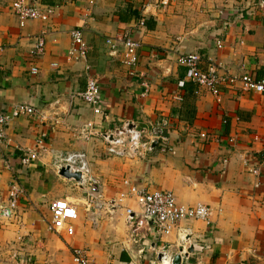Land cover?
Masks as SVG:
<instances>
[{
    "label": "crops",
    "instance_id": "obj_1",
    "mask_svg": "<svg viewBox=\"0 0 264 264\" xmlns=\"http://www.w3.org/2000/svg\"><path fill=\"white\" fill-rule=\"evenodd\" d=\"M26 1L41 10L51 6L54 13L19 26L12 0H0V112L28 104L43 115L42 121L18 116L5 126L0 205L8 199L13 178L24 195L16 214L0 220V263L25 252L19 243L24 245L27 226L39 236L40 214L49 213L51 201L83 196L84 189L57 169L61 156L82 150L106 198L126 191L127 180L145 190H169L179 203L209 205L210 221L183 220L169 234L131 242L123 206L134 207L133 200L118 199L122 207L112 214L102 212L94 225L80 210L75 232L53 233L50 243L58 249L35 255L43 262L33 264H75L71 247H86L96 264H161L156 252L162 245L171 256L191 247L181 264H264V95L238 85L222 87L219 101L203 88L195 94L198 86L184 78L185 67L177 60L180 53L198 52L203 68L212 59L231 73L264 79V0H161L157 8L149 5L145 11L143 0ZM143 15L145 24L139 26ZM73 27L82 29L89 46L87 61L100 87L103 115L95 114L79 95L85 85L84 62L66 59ZM40 32L44 51L32 56ZM124 32L141 41L137 74L131 77L105 43L106 37ZM144 79L149 88L143 94ZM161 118L168 121L164 133L173 153L154 147L145 158L127 160L108 155L100 137L85 141L79 133L130 121L145 129ZM41 132L46 150L22 165L23 149L33 148ZM233 136L235 144L228 141ZM243 155L259 174H249ZM179 226L188 228L185 242L178 236ZM13 245L17 249L10 250Z\"/></svg>",
    "mask_w": 264,
    "mask_h": 264
},
{
    "label": "built area",
    "instance_id": "obj_2",
    "mask_svg": "<svg viewBox=\"0 0 264 264\" xmlns=\"http://www.w3.org/2000/svg\"><path fill=\"white\" fill-rule=\"evenodd\" d=\"M92 1V0H91ZM161 0H143L142 10L145 11L149 5L155 8L159 6ZM11 8L19 19V26L27 20L38 19L47 20L54 13V8L47 6L41 10L39 6L26 0H12ZM223 13L221 9L218 10ZM145 24L144 15L138 19L139 26ZM71 46L66 52V59L70 61L84 62V89L79 93L82 100L92 107L95 114H104L100 104V87L97 80L90 72V65L87 61L89 46L83 38L82 29L73 27L70 30ZM110 55L118 58L120 63L127 68L128 75L135 76V67L138 62V50L141 41L131 33L124 32L119 36H109L105 38ZM44 37L40 32L35 37V42L30 50L32 56L42 54L44 51ZM221 45V41H216ZM178 62L185 67V79L198 86L194 93H199L200 88L211 93L216 101L220 100L222 87H233L238 85L242 91H255L264 95V79H257L250 74H235L225 70L221 64L210 59L205 68L201 67L202 58L196 53H180ZM53 66L56 63H52ZM37 68L32 67L31 72L35 73ZM144 93L148 91V83L142 81ZM180 87L184 86V80L178 81ZM35 116L40 121L43 115L37 113L36 109L28 104H19L11 112H0V145L6 139L5 126L10 120L18 116ZM168 121L161 118L157 121H150L145 129L139 128L133 121L121 125L97 131L92 128H84L79 131L82 139L88 141L91 137H100L104 144L105 152L114 157L127 160H137L146 157V154L153 150L152 142L157 141L156 147L162 151L174 152L172 146L168 144L165 129ZM235 136L229 137L228 141L235 144ZM45 134L40 133L34 141L33 148L23 149L19 156L22 165H28L37 158L38 151L46 150ZM242 164L249 174H259V168L249 166L246 155L242 156ZM57 169L68 167L71 172H79L80 179L75 181V185L84 189V194L77 200L68 198H57L50 202V218L47 223V230L56 235L63 233L71 236L75 232L74 222L80 217V210L83 215L94 225L102 212L112 214L116 208L122 207L118 199L133 200L134 207L123 206L124 222L127 226L128 237L131 242H138L147 238V235L156 236L169 234L181 221L196 220L209 223L211 208L204 203L187 205L179 203L174 194L169 190L152 189L145 190L127 180L123 181L128 185L126 191H122L117 197L106 198L101 192L99 179L91 172L90 163L85 151H73L60 157ZM258 185V183H255ZM9 196L5 204L0 205V220L9 219L16 214L18 200L24 195V190L20 187L16 178L9 181ZM188 228H178V236L181 241H186ZM71 256L75 264H96L86 247H71ZM186 248L183 247L179 254L181 260L187 258ZM157 261L161 264H171L172 256L168 253L166 245H162L157 250Z\"/></svg>",
    "mask_w": 264,
    "mask_h": 264
},
{
    "label": "rangeland",
    "instance_id": "obj_3",
    "mask_svg": "<svg viewBox=\"0 0 264 264\" xmlns=\"http://www.w3.org/2000/svg\"><path fill=\"white\" fill-rule=\"evenodd\" d=\"M48 210H46L45 216H43V213L40 214L41 215V220L39 221L38 224L41 225V228L43 230H41L42 232H40L39 236L36 234V236H33L34 232H31L32 229L31 226H27L28 228H25V231L22 234V241L24 243V245L21 244V247L24 248L23 254L18 255V257H10L9 258H5L3 259L0 264H33L35 262V260H40L41 259L38 258V256H42L44 251H47L46 253H50L53 249L58 247H54V245L52 243H50L51 238H56L53 233L48 232L46 230V225L45 222L46 220L49 218V213H47ZM21 241V242H22ZM14 244V243H13ZM12 249H17L16 245H13L10 247ZM35 255H38L36 258L34 257ZM45 260V258L43 259ZM45 264H47V262H45Z\"/></svg>",
    "mask_w": 264,
    "mask_h": 264
},
{
    "label": "water",
    "instance_id": "obj_4",
    "mask_svg": "<svg viewBox=\"0 0 264 264\" xmlns=\"http://www.w3.org/2000/svg\"><path fill=\"white\" fill-rule=\"evenodd\" d=\"M157 141L154 140L152 142V148L156 147ZM58 173L68 179H73L74 181H78L80 179V173L79 172H71L68 167H61L58 171ZM181 249H179L180 251ZM192 248L189 247L186 252H191ZM171 264H181V256L179 252L175 253L172 256Z\"/></svg>",
    "mask_w": 264,
    "mask_h": 264
},
{
    "label": "trees",
    "instance_id": "obj_5",
    "mask_svg": "<svg viewBox=\"0 0 264 264\" xmlns=\"http://www.w3.org/2000/svg\"><path fill=\"white\" fill-rule=\"evenodd\" d=\"M145 21H146V19H145Z\"/></svg>",
    "mask_w": 264,
    "mask_h": 264
}]
</instances>
